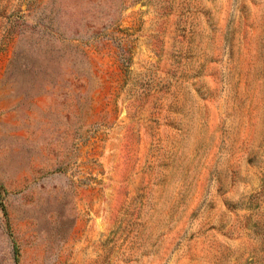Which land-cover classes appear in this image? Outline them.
<instances>
[{"label":"rangeland","instance_id":"obj_1","mask_svg":"<svg viewBox=\"0 0 264 264\" xmlns=\"http://www.w3.org/2000/svg\"><path fill=\"white\" fill-rule=\"evenodd\" d=\"M0 264H264V0H0Z\"/></svg>","mask_w":264,"mask_h":264}]
</instances>
